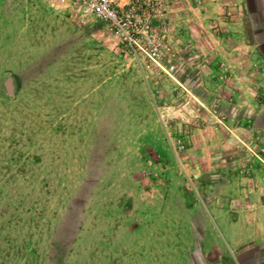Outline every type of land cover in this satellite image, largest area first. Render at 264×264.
I'll return each mask as SVG.
<instances>
[{"label": "rangeland", "instance_id": "obj_1", "mask_svg": "<svg viewBox=\"0 0 264 264\" xmlns=\"http://www.w3.org/2000/svg\"><path fill=\"white\" fill-rule=\"evenodd\" d=\"M134 1L0 0V264H264V0Z\"/></svg>", "mask_w": 264, "mask_h": 264}, {"label": "built area", "instance_id": "obj_2", "mask_svg": "<svg viewBox=\"0 0 264 264\" xmlns=\"http://www.w3.org/2000/svg\"><path fill=\"white\" fill-rule=\"evenodd\" d=\"M149 4L155 0H147ZM81 10L105 22L126 48L137 50L140 17L135 14L134 0H76Z\"/></svg>", "mask_w": 264, "mask_h": 264}, {"label": "crops", "instance_id": "obj_3", "mask_svg": "<svg viewBox=\"0 0 264 264\" xmlns=\"http://www.w3.org/2000/svg\"><path fill=\"white\" fill-rule=\"evenodd\" d=\"M200 2H203V4H205L207 7H209L207 9V11H205V15L213 14L215 0H200ZM263 195H264V193H263ZM241 207L243 209H246V210L252 209V210L257 212V215H259V216H258V219H255V220L260 221V231L258 233L253 232L252 236L258 237V235H259L260 237H262V241H264V196H262L261 198H255L253 200V202L250 199H246L245 201H243L241 203ZM256 218H257V216H256ZM250 221L251 220H246V223L248 225H250ZM252 223H253V221H252ZM247 224H246V226H247ZM246 233H247V235H251V234H248L249 232H246ZM239 236L242 237V232H240ZM246 241L248 242L249 240H246Z\"/></svg>", "mask_w": 264, "mask_h": 264}, {"label": "water", "instance_id": "obj_4", "mask_svg": "<svg viewBox=\"0 0 264 264\" xmlns=\"http://www.w3.org/2000/svg\"><path fill=\"white\" fill-rule=\"evenodd\" d=\"M10 80H11V78H8V80L6 81V84H7V85L10 84Z\"/></svg>", "mask_w": 264, "mask_h": 264}]
</instances>
